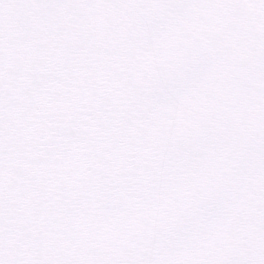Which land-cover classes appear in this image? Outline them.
Here are the masks:
<instances>
[{"label": "snow or ice", "instance_id": "1", "mask_svg": "<svg viewBox=\"0 0 264 264\" xmlns=\"http://www.w3.org/2000/svg\"><path fill=\"white\" fill-rule=\"evenodd\" d=\"M0 264H264V0H0Z\"/></svg>", "mask_w": 264, "mask_h": 264}]
</instances>
